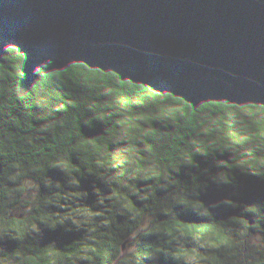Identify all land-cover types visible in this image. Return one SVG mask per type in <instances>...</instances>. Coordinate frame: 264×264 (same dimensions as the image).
<instances>
[{
    "label": "water",
    "instance_id": "1",
    "mask_svg": "<svg viewBox=\"0 0 264 264\" xmlns=\"http://www.w3.org/2000/svg\"><path fill=\"white\" fill-rule=\"evenodd\" d=\"M31 31L65 21L75 87L56 104L20 73L0 30V264H106L111 239L207 136L231 135V111L253 127L246 168L264 178V0H39ZM151 39L194 56L171 87L128 103L132 60ZM171 100L143 167L123 179L110 155L138 110ZM259 166L252 169L255 162Z\"/></svg>",
    "mask_w": 264,
    "mask_h": 264
},
{
    "label": "trees",
    "instance_id": "2",
    "mask_svg": "<svg viewBox=\"0 0 264 264\" xmlns=\"http://www.w3.org/2000/svg\"><path fill=\"white\" fill-rule=\"evenodd\" d=\"M39 11V0H0V30L18 54L24 78L47 100L70 105L76 90L67 56L74 33L65 21L32 32ZM193 56L191 42L177 47L151 39L132 60L121 98L132 104L168 90ZM172 108L167 100L138 110L114 139L110 155L123 179L143 167ZM253 139V127L235 109L228 140L198 138L133 226L111 239L106 264H264V178L251 182L246 168Z\"/></svg>",
    "mask_w": 264,
    "mask_h": 264
}]
</instances>
